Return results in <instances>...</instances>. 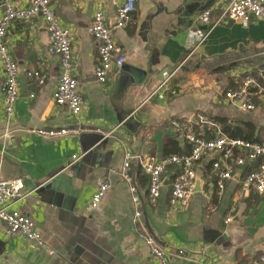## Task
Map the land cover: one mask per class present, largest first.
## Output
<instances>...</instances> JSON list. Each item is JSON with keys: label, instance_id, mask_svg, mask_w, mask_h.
<instances>
[{"label": "crops", "instance_id": "1", "mask_svg": "<svg viewBox=\"0 0 264 264\" xmlns=\"http://www.w3.org/2000/svg\"><path fill=\"white\" fill-rule=\"evenodd\" d=\"M16 1L22 8L29 3ZM122 2L106 0L105 17L121 49L122 65L146 72L140 84L121 68L104 84L95 81L96 44L87 32L92 0H50L53 15L69 32L82 107L78 116L51 100L59 65L47 50L41 19L13 21L6 30L3 41L17 67L18 99L4 136L0 67V179H20L30 191L14 208L31 218L45 248L7 235L0 222L3 264H157L131 222L128 188L119 176L123 152L158 160L168 156L166 145L184 151L187 143L174 132L172 121L188 120L198 136L211 138L210 130L196 121L198 114L217 124V119L250 124L255 141L264 144V114L242 112L223 100V93L245 76L264 84V21L226 22L203 33L196 17L211 9L214 21L221 0H138L127 25L118 28L115 11ZM179 64L168 82L175 94L164 91L163 100L148 99L160 73ZM30 71L45 75L41 86L27 79ZM40 129L71 132L47 138L35 133ZM75 155L81 157L68 165ZM209 165L208 160L202 162L199 191H193L186 207L170 212L169 184L175 169L165 170L159 197L149 204L146 175L132 163L129 173L142 200L143 228L166 252L168 264H262L264 194L249 192L237 201L236 182L226 183L217 194ZM248 168L237 169L234 178L244 177ZM102 182L110 188L90 209L89 200ZM227 216L230 221L224 223ZM178 249L183 255H176Z\"/></svg>", "mask_w": 264, "mask_h": 264}, {"label": "built area", "instance_id": "2", "mask_svg": "<svg viewBox=\"0 0 264 264\" xmlns=\"http://www.w3.org/2000/svg\"><path fill=\"white\" fill-rule=\"evenodd\" d=\"M138 0H123L115 11L116 27L124 28L135 10ZM106 0H92L93 12L87 28L88 34L96 44V63L93 68V77L99 84H104L109 74L119 69L123 62L120 47L115 43L111 28L105 17ZM50 0H29L27 7H18L16 0H0V67L3 76L2 114L4 136L8 134L9 125L13 116L14 106L18 99L16 82L17 67L10 58L4 44L5 33L13 21H25L40 18L43 22L48 39V52L58 58V76L56 85L51 94V100L58 107H65L71 116L81 113V100L76 93V81L73 76L69 32L63 27L52 13L49 6ZM211 9L203 10L196 22L205 26L203 33L226 22H239L248 24L252 19L264 21V0H221L220 13L214 21H210ZM181 67L177 65L170 71L161 73V81L156 89L147 97L163 100V92L168 89L171 76ZM29 81H34L41 86L45 75L39 71L26 73ZM223 100L235 106L242 112L258 110L264 114V84L259 85L252 76H245L241 82L231 90L223 93ZM196 121L210 130L212 137L205 139L198 136L192 129L190 122L172 121L171 127L177 136L189 145L188 153L172 154L160 159L141 157L129 151L123 152V160L119 171L120 179L127 185L130 197L132 215L131 222L134 226L141 245L147 248L151 257L157 264H168L166 252L159 246L155 239L143 228L142 200L129 173L130 165L135 163L143 174L147 176L146 201L154 204L163 188L162 175L168 167L175 169L170 181L168 206L170 212H175L186 207L197 180V172L203 161L208 160L211 171L216 175L214 188L217 194L221 193L228 182H236L237 201L244 199L249 192L264 194V144L230 138L221 132L220 125L209 117L198 114ZM71 131L37 130L35 133L41 137L52 138L63 136ZM111 132H109L110 134ZM81 155L70 158L69 164L76 162ZM251 166V170L241 179L234 178L237 169ZM110 185L102 182L92 194L88 207L95 208L105 196ZM30 194L25 191L20 179H0V222L5 226L7 235L18 236L21 240L44 247L40 241L33 221L30 217L19 212L14 206ZM233 205L230 212L233 210ZM230 216L225 217L224 223H229ZM45 248V247H44ZM176 255H183L184 251L178 249ZM264 264V255L259 258ZM0 264H3L0 260Z\"/></svg>", "mask_w": 264, "mask_h": 264}, {"label": "trees", "instance_id": "3", "mask_svg": "<svg viewBox=\"0 0 264 264\" xmlns=\"http://www.w3.org/2000/svg\"><path fill=\"white\" fill-rule=\"evenodd\" d=\"M260 81V80H259ZM262 81V80H261ZM219 124H221L222 126V132L224 134H226L227 136H229L230 138H238V139H242L245 141H250V142H257L255 141L254 137H253V133H254V128L253 126H251L250 124H230L228 121L224 120V119H217L216 120ZM258 143V142H257ZM169 145H166V154L167 155H171V154H182V153H188L189 151V145L187 144L185 147V150L182 152H178L174 149L169 148ZM169 148V149H168ZM211 166L209 165V168ZM251 170V166L250 168L247 169V173ZM139 172L142 173L141 170H139ZM143 175V174H142ZM146 181H147V176H143Z\"/></svg>", "mask_w": 264, "mask_h": 264}, {"label": "water", "instance_id": "4", "mask_svg": "<svg viewBox=\"0 0 264 264\" xmlns=\"http://www.w3.org/2000/svg\"><path fill=\"white\" fill-rule=\"evenodd\" d=\"M228 23L229 24H232V21H229ZM202 29L205 30L206 27L205 26H202ZM197 53L198 52H196V54ZM120 68L123 69V71H126L127 73H129L132 76L135 84L142 83L144 81L145 77H146V72L145 71H140V70H137V69H132V68H129V67H125L123 65H121ZM161 73H160L159 82L161 81ZM194 191H199V181L196 182Z\"/></svg>", "mask_w": 264, "mask_h": 264}]
</instances>
